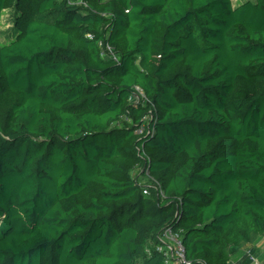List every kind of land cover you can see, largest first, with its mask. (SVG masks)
Segmentation results:
<instances>
[{
  "label": "trees",
  "instance_id": "trees-1",
  "mask_svg": "<svg viewBox=\"0 0 264 264\" xmlns=\"http://www.w3.org/2000/svg\"><path fill=\"white\" fill-rule=\"evenodd\" d=\"M81 2L0 0V264H249L264 0Z\"/></svg>",
  "mask_w": 264,
  "mask_h": 264
},
{
  "label": "built area",
  "instance_id": "built-area-1",
  "mask_svg": "<svg viewBox=\"0 0 264 264\" xmlns=\"http://www.w3.org/2000/svg\"><path fill=\"white\" fill-rule=\"evenodd\" d=\"M78 4H82L81 0L78 1ZM101 54L113 60L117 59L113 49L109 46H106V49H102ZM143 194L148 195V189L145 187L143 188ZM158 239L161 244L156 250L164 255L166 264H191L185 257V249L178 234L167 229L159 235ZM246 257L249 264H264V260H260L258 255H254L250 251L246 252ZM234 264H240V262H235Z\"/></svg>",
  "mask_w": 264,
  "mask_h": 264
},
{
  "label": "rangeland",
  "instance_id": "rangeland-1",
  "mask_svg": "<svg viewBox=\"0 0 264 264\" xmlns=\"http://www.w3.org/2000/svg\"><path fill=\"white\" fill-rule=\"evenodd\" d=\"M78 1L79 0H72V2L73 3H75V2H77L78 3ZM244 0H232V2L234 3V4H236V3H238V2H243ZM8 17H5V19L7 20V21H9V19H7ZM9 26H7L6 28H2V29H0V39L1 38H4L3 36H1V35H3L4 33H8L9 32ZM142 97V95H141V93L140 92H138L137 93V95H136V100L138 101L140 98ZM139 172V170H136L135 171V173L137 174ZM142 182H144V183H146V182H148V179H144V178H142ZM259 248L258 247H256V249H257V252H256V254L259 252V249H260V252H262V254L259 256V258H260V260L262 259V258H264V241L263 240H261L260 242H259ZM244 253H245V251H241V252H239L238 253V255H236V257H235V259H234V261H237V260H239V259H241L243 256H244Z\"/></svg>",
  "mask_w": 264,
  "mask_h": 264
},
{
  "label": "crops",
  "instance_id": "crops-1",
  "mask_svg": "<svg viewBox=\"0 0 264 264\" xmlns=\"http://www.w3.org/2000/svg\"><path fill=\"white\" fill-rule=\"evenodd\" d=\"M261 240H263L264 241V238H261L260 240H258L257 242H256V244H255V248L256 247H260L259 246V242L261 241ZM262 254V252H260V249H259V252L257 253V255L258 256H260ZM261 260H264V258H262ZM242 261L244 262V263H248V261H247V257H244L243 259H242Z\"/></svg>",
  "mask_w": 264,
  "mask_h": 264
}]
</instances>
